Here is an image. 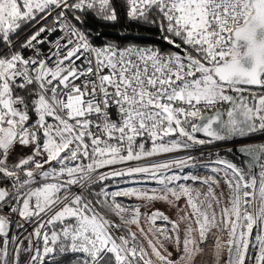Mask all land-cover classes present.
<instances>
[{
  "label": "snow or ice",
  "instance_id": "1",
  "mask_svg": "<svg viewBox=\"0 0 264 264\" xmlns=\"http://www.w3.org/2000/svg\"><path fill=\"white\" fill-rule=\"evenodd\" d=\"M258 32L264 0H0V264H264Z\"/></svg>",
  "mask_w": 264,
  "mask_h": 264
},
{
  "label": "trees",
  "instance_id": "2",
  "mask_svg": "<svg viewBox=\"0 0 264 264\" xmlns=\"http://www.w3.org/2000/svg\"><path fill=\"white\" fill-rule=\"evenodd\" d=\"M89 24L93 29L102 30L103 32V35L96 41L97 44H100L101 41L105 38L116 39V40L120 39V36L118 35V32L121 30L120 25H116L115 27L105 26L98 24L94 20H90ZM133 29H135V26H133ZM130 31H132V29H130ZM136 32H138L141 36L144 37L143 41H141L144 44L157 45L164 49H167L169 47L166 43H164L162 39L159 38L160 34L154 28H140V29H136ZM220 151L221 154H224L232 158L237 163H241V164L245 163V161L243 162L239 160L238 155H235L233 153H227L226 149L224 148H221Z\"/></svg>",
  "mask_w": 264,
  "mask_h": 264
},
{
  "label": "rangeland",
  "instance_id": "3",
  "mask_svg": "<svg viewBox=\"0 0 264 264\" xmlns=\"http://www.w3.org/2000/svg\"><path fill=\"white\" fill-rule=\"evenodd\" d=\"M256 141L257 142H264V138H262V137H260L259 135H257L256 136ZM247 142H249L248 140H242V141H240V142H238V143H235L234 144V146L236 147V146H240L241 144H243V143H247ZM230 146H233V143H230V142H227V143H225V142H219V143H217L216 145H215V149H217V150H220L221 148H224V149H227V147H230ZM212 146H207V148L205 149V150H208L209 148H211ZM222 155H224V154H222ZM227 158L228 159H231V160H233L232 158H230V157H228L227 156ZM234 161V160H233ZM235 162V161H234ZM181 203H183V202H181ZM156 209H160L161 211H164L165 212V214H168L170 217H172V216H174V210H172V209H170L167 205H165L163 202H157V204H156ZM153 210H155V209H153ZM142 211H143V209H142ZM145 227H147L146 225H145ZM133 230H136L135 228H133ZM205 259H208L207 257L205 258ZM209 264H210V262H209Z\"/></svg>",
  "mask_w": 264,
  "mask_h": 264
},
{
  "label": "water",
  "instance_id": "4",
  "mask_svg": "<svg viewBox=\"0 0 264 264\" xmlns=\"http://www.w3.org/2000/svg\"><path fill=\"white\" fill-rule=\"evenodd\" d=\"M261 38H264V32H258L257 39H261ZM240 44L242 47L246 46V42H244V41H240ZM244 66L247 68L251 67V59L250 58H248L247 60L244 61ZM238 141H239V139H237L235 141V143H237ZM231 143H233V142H231ZM236 147H239V146H236ZM239 156H242L246 161L248 159V157L245 154L241 153V154H239Z\"/></svg>",
  "mask_w": 264,
  "mask_h": 264
},
{
  "label": "flooded vegetation",
  "instance_id": "5",
  "mask_svg": "<svg viewBox=\"0 0 264 264\" xmlns=\"http://www.w3.org/2000/svg\"><path fill=\"white\" fill-rule=\"evenodd\" d=\"M230 94H231V93H230ZM240 141H242V140L239 139L238 142H240ZM238 142H237V143H238ZM230 143H231V142H230ZM238 158H239L240 161H243V162L245 161V162H246V160H245L242 156H239V155H238Z\"/></svg>",
  "mask_w": 264,
  "mask_h": 264
}]
</instances>
